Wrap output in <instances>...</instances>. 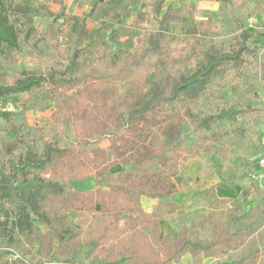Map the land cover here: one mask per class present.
<instances>
[{
  "label": "trees",
  "instance_id": "1",
  "mask_svg": "<svg viewBox=\"0 0 264 264\" xmlns=\"http://www.w3.org/2000/svg\"><path fill=\"white\" fill-rule=\"evenodd\" d=\"M54 1L64 13L63 0ZM115 1L93 0L83 17L73 16L72 30L57 27L53 19L40 33L29 0H0V57L18 60L23 43L37 49L45 41L56 63L45 75L22 71L0 84V97L45 86L53 104L51 114L40 115L34 129L39 147L17 132L20 125L11 122L9 113L0 114L13 133L0 142V240L7 248L0 264H7L8 248L15 245L35 248L48 258L41 264L84 258L99 264L118 259L171 264L185 254L216 258L213 264H264V196L244 209L239 198L218 197L214 183L199 193L211 199L204 216L181 227L176 238L159 228L165 214L181 208L173 200L180 162L217 156L226 185L250 178L255 168L254 160L251 169L237 172L227 161L229 134L243 129L233 122L249 110L233 103L215 112L197 110L217 99L215 92L227 98L235 89L224 83L227 75L237 77L244 65L257 60L259 47L249 45L255 36L246 19L234 14V0H204L219 2L234 23L224 44L214 38L220 27L216 19L195 20L200 10L194 3L147 0L145 13L156 27H143L134 48L114 63L108 46L98 41L93 62L84 64L86 22L118 18L121 11L106 9ZM171 23L185 28L189 42L183 44ZM258 70L264 79V64ZM216 123L220 126L214 130ZM66 134L69 138L58 144L56 138ZM105 138L110 144L102 146ZM116 164L121 169L112 173ZM89 175L95 188H73V181ZM142 196L157 200L152 211L142 208ZM195 229L209 230V235L192 236Z\"/></svg>",
  "mask_w": 264,
  "mask_h": 264
},
{
  "label": "rangeland",
  "instance_id": "2",
  "mask_svg": "<svg viewBox=\"0 0 264 264\" xmlns=\"http://www.w3.org/2000/svg\"><path fill=\"white\" fill-rule=\"evenodd\" d=\"M19 1V0H15ZM30 11L32 15L33 24L37 27L38 32H43L48 24L54 19L56 20V26L59 28H70L71 30L75 26L74 17H83L90 8V4L93 0H63L65 9L64 13L61 11V4L54 0H29ZM147 0H116L115 2L106 6V9H113L121 11V15L118 18L106 17L97 23L93 24L87 21V27L89 29V35L85 42V58L84 64L93 62L94 47L95 44L100 41L108 46L110 49L109 59L112 63L129 52L135 46L136 38L142 35L143 27H156V21L145 13L144 2ZM179 0H166V3L177 5ZM194 3L200 10L194 16L195 20L206 19L209 16L217 20L220 27L214 33V38L218 42H224V44L231 38L232 30L234 29V23L230 16L225 12V8L216 1H204V0H185ZM234 14L239 18L246 19V17L260 18L261 11L264 9V0H234ZM39 4L45 5V8L40 7ZM207 9L209 12H204ZM262 22L260 21L259 24ZM245 26L247 24L245 23ZM170 30L180 35L183 44L189 42V37L185 33V28L179 23H171ZM259 34L257 37L249 41L250 46H258L259 53L255 62H250L244 65L241 69L239 76H234L232 73L227 75L224 79L226 85L234 86L227 98L222 97L221 93L215 92L217 99H208L203 105H199L198 111L215 112L217 108L226 107L230 104H235L239 107L249 110L244 117H238L233 124L243 126L241 131L237 130L236 135H230L228 137L229 150H228V163L233 164L237 172L245 173L252 168V162L255 160L258 153V141L261 136L264 135V79L261 78V74L258 70V65L264 64V47L256 44L258 38L264 37L263 27H259ZM254 40H256L254 42ZM60 44L65 45L66 39L61 36L59 38ZM53 55V49L48 42H41L37 49L31 47L28 43H23L21 46V53L18 55V60L4 59L0 57V84L8 83L15 76L19 75L22 71H30L37 74H47L49 67L56 65L51 59ZM47 58V62L39 63L37 59L44 60ZM210 90V89H208ZM15 106V110L10 114L11 122L16 126H19L17 131L22 134L27 143L33 144L37 147L40 146L41 141L35 138V126L39 120V116L49 115L53 111V104L49 95L46 92V87L32 90L30 92L18 93L10 96H5ZM1 114V113H0ZM220 123L214 125V130L218 129ZM229 130L230 128L224 127ZM13 133L10 131L9 125H7L0 116V142L10 139ZM120 135L118 133L117 137ZM201 135V134H200ZM222 135V134H219ZM195 137V136H194ZM191 137V138H194ZM222 137V136H221ZM69 138L66 135L56 138L58 144L63 145L66 139ZM52 138H48L50 140ZM110 138H105L101 141V144H110ZM191 159V158H189ZM196 161H207L208 163L220 162L219 157L209 155L205 158H193ZM205 163V162H204ZM80 181V180H79ZM73 188L78 191H84L87 189L95 188L92 182V175L87 176L80 182L77 180L72 183ZM239 185L241 186V193L251 194L249 199L250 203L259 202L261 197L264 196V182L258 184L249 177L239 178L234 180V183L229 186ZM264 205V202H262ZM33 222L36 226L46 230L36 218H33ZM209 230L195 229L192 236H208ZM261 245L264 246V239L261 241ZM29 249L28 247H25ZM6 246L0 240V253L6 250ZM26 249H23L19 245L9 247L11 252L7 258V264H41L44 261H48V258L39 255L35 248L29 249L26 253ZM83 254V253H82ZM228 253H224L227 256ZM84 257L81 256L80 259ZM93 258L83 260L88 262H95ZM216 258H205L202 256L191 257L190 255H184L179 260L171 264H213ZM113 264H125V260L118 259Z\"/></svg>",
  "mask_w": 264,
  "mask_h": 264
},
{
  "label": "crops",
  "instance_id": "3",
  "mask_svg": "<svg viewBox=\"0 0 264 264\" xmlns=\"http://www.w3.org/2000/svg\"><path fill=\"white\" fill-rule=\"evenodd\" d=\"M259 16L260 18L255 17L254 19L246 17V27L255 37L259 34V27H263L264 29V13H261ZM260 21L262 22L261 24H259ZM256 44L264 47V37L258 38ZM101 145L107 146V144ZM178 168V174L173 177V182L177 188L173 200L181 208L174 214H165L159 220L161 234L176 238L181 227L187 226L193 218L204 216L208 211L211 199L201 198L199 197V193L214 183L216 184L217 195L220 198H239L244 209L257 203H250V193H248V196L245 194L246 192L240 194L241 186H229L222 183L223 165L220 162L213 164L207 161H196L193 158H188L180 162ZM120 169L121 166L116 164L111 168V171L112 173H117ZM80 181L77 180V182ZM139 201L142 208L147 212L152 211L157 203L156 199L144 196L140 197Z\"/></svg>",
  "mask_w": 264,
  "mask_h": 264
},
{
  "label": "built area",
  "instance_id": "4",
  "mask_svg": "<svg viewBox=\"0 0 264 264\" xmlns=\"http://www.w3.org/2000/svg\"><path fill=\"white\" fill-rule=\"evenodd\" d=\"M15 110V106L6 97H0V113H11ZM250 179L258 184L264 182V135L258 141V153L255 158V168L250 173ZM11 254V253H10ZM50 264H99L87 261H69V262H52Z\"/></svg>",
  "mask_w": 264,
  "mask_h": 264
}]
</instances>
